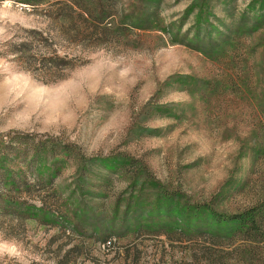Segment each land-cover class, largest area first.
Listing matches in <instances>:
<instances>
[{
  "label": "rangeland",
  "instance_id": "obj_1",
  "mask_svg": "<svg viewBox=\"0 0 264 264\" xmlns=\"http://www.w3.org/2000/svg\"><path fill=\"white\" fill-rule=\"evenodd\" d=\"M114 4L116 41L77 48L54 38L58 52L77 51L82 63L42 83L4 44L52 28L43 5L0 0V131L73 151L63 161L42 151L37 160L53 176L62 219L0 214V264H49L82 238L70 264H121L125 256L131 264H191L185 251L204 237L169 241L135 229L206 219L214 226L207 211L197 218V205L232 213L262 189L264 0Z\"/></svg>",
  "mask_w": 264,
  "mask_h": 264
},
{
  "label": "trees",
  "instance_id": "obj_2",
  "mask_svg": "<svg viewBox=\"0 0 264 264\" xmlns=\"http://www.w3.org/2000/svg\"><path fill=\"white\" fill-rule=\"evenodd\" d=\"M37 8L53 25L51 29L31 28L18 41L8 40L5 53L21 68L31 72L42 83L64 78L68 71L82 63V56L74 50L58 49L54 38H61L77 48L116 41L121 35L114 24L115 4L101 0H18ZM113 1V2H111ZM70 144L51 139H33L15 131H0V214L24 220L35 218L33 210L62 219L61 197L53 188L50 173L37 166L42 151L56 161H63L73 151ZM264 152V148L262 150ZM15 167V168H14ZM55 165L53 169L55 170ZM35 203H34V202ZM37 202V203H36ZM30 209V210H29ZM207 211L214 226L208 224L202 212ZM197 218L206 219L204 225L176 227L165 223L144 224L137 227L143 232L165 235L169 241L204 237L197 249L187 247L191 264H264V177L262 189L254 203L235 212H218L210 204L197 205ZM64 220L56 223L65 231ZM62 225V226H59ZM83 238L57 252L49 264H70L82 252ZM30 264H43L31 262ZM121 264H131L126 256Z\"/></svg>",
  "mask_w": 264,
  "mask_h": 264
}]
</instances>
